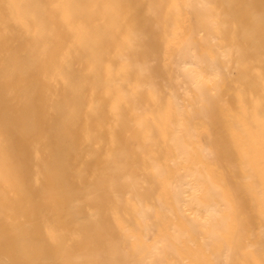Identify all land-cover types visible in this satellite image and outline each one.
<instances>
[{"label":"rangeland","instance_id":"374dc122","mask_svg":"<svg viewBox=\"0 0 264 264\" xmlns=\"http://www.w3.org/2000/svg\"><path fill=\"white\" fill-rule=\"evenodd\" d=\"M189 44L218 64L224 111L174 85ZM245 93L264 150V0H0V264H217L215 245L264 264L253 237L205 230L194 262L197 210L242 201L174 191L195 148L202 175L241 179Z\"/></svg>","mask_w":264,"mask_h":264},{"label":"bare ground","instance_id":"6f19581e","mask_svg":"<svg viewBox=\"0 0 264 264\" xmlns=\"http://www.w3.org/2000/svg\"><path fill=\"white\" fill-rule=\"evenodd\" d=\"M173 62L175 63V73L172 77L174 85L180 90L185 91L188 89V84H190L200 91L199 100L197 101V104L200 106V113H213L217 109L224 111V107L218 101V94L213 91L217 88V83L222 80L218 64L214 59L198 55L195 48L189 44L177 54ZM204 82L211 83V88H204L201 84ZM202 94H209L210 96L207 106L202 103ZM245 96V100L248 103L245 110V131L243 136L234 137V139H238L239 154L243 161L242 166H239L242 170L241 179L234 181L225 172L217 177L214 171L215 168L210 163L206 165L207 175H202L196 167L201 158L200 149L195 148L192 153L193 160L191 162L195 165H193L188 174L178 179L176 186L173 184L175 186V194L180 197L182 204L189 202L198 206L193 201L200 193L210 199L220 197L218 195L223 193V196L226 195L231 199L242 201L241 203H234L233 206L224 203H214L210 207L197 210L196 218L200 222V225H191V230L195 234L192 238L198 243L197 249L191 252L196 263L204 260L205 250L209 247V244L197 238L201 230H205L208 233V238L213 240V244L216 243L217 239H226L231 234L236 237V243L229 244V248L241 249L240 242L246 238L251 239L253 237L254 242L251 240V244L255 245L258 249H264V216H259L258 212L259 209H262V212H264V159L262 158L264 150L258 148L260 143L257 135L258 128L253 121L249 122V118L253 114L251 108L253 101L247 93H245ZM188 136L192 144L196 146V135L189 133ZM211 136L213 137V142L216 144L219 139L218 134L213 133ZM172 140L173 146L180 154L182 152V145L179 138L173 136ZM213 156L216 161L221 162L222 158L217 151V146L215 147ZM234 208H237L240 211L239 214L244 216V218L234 221L232 219L234 214L232 213V209ZM256 228H258L257 235H255ZM256 236L258 237L257 240H255ZM213 249L215 250L214 253H216L215 257L218 260L216 261L217 264L242 262L227 251L221 252L224 249L222 250L218 245H215Z\"/></svg>","mask_w":264,"mask_h":264}]
</instances>
